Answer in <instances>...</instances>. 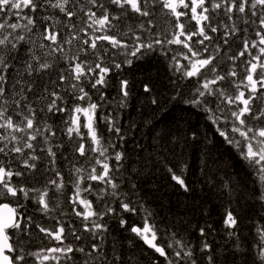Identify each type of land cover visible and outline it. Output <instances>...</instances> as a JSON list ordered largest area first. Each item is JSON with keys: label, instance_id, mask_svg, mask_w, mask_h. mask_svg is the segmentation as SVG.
I'll return each instance as SVG.
<instances>
[{"label": "snow or ice", "instance_id": "1", "mask_svg": "<svg viewBox=\"0 0 264 264\" xmlns=\"http://www.w3.org/2000/svg\"><path fill=\"white\" fill-rule=\"evenodd\" d=\"M161 13L167 28L157 23ZM148 52L168 58L178 82L189 81L188 102L255 173L261 187L254 198L264 209V0H0V198L16 202L0 203V264L243 258L235 210H225L221 247L208 239L216 231L211 224L197 228L201 239L193 244L184 222L165 223L146 206L138 178L150 170L166 171L191 191L179 134L153 135L147 155L137 145L135 158L118 145L127 137L117 110L131 95L120 73ZM114 86L116 98L107 91ZM149 99L159 111V101ZM61 134L72 142L71 154L60 151ZM24 201L35 203L34 213L19 210ZM259 216L248 218L252 264H264V212ZM112 220L133 234L127 252L109 240Z\"/></svg>", "mask_w": 264, "mask_h": 264}, {"label": "trees", "instance_id": "2", "mask_svg": "<svg viewBox=\"0 0 264 264\" xmlns=\"http://www.w3.org/2000/svg\"><path fill=\"white\" fill-rule=\"evenodd\" d=\"M157 23L162 29L167 28V19L163 13L157 17ZM160 57L161 61L154 60L146 64L141 63V59H134L133 63L136 62L138 67L129 70V67L124 65L120 73L121 77L129 81L131 95L128 106L117 110L121 116V126L127 137V142H118V145L122 143V150H126L135 158L136 153L140 152L137 145H143L145 151L141 154L147 155L153 135L163 131L179 134L181 143L177 151L181 154V160L187 165L183 178L189 184L191 191L184 193L179 185L171 180L166 171L150 170L146 176L138 178V183L142 185L141 191L146 206L158 214V220L165 223L173 220L178 224L184 222L187 228L185 235L193 244L201 239L197 228L211 224L216 231L208 239L215 241L221 247L226 246L222 224L225 210L228 208L235 210L236 214L241 217L240 243L244 249L243 258L247 259L248 264H252L255 233L249 225L248 218H260L262 208L259 201L254 198V193L259 191L261 186L254 183L257 179L255 173H253V179H250L246 171L238 167L243 166V162L246 168L252 171L230 145L213 147L209 145V142L207 143L211 134L219 144H222L220 138L216 137L215 128L206 115L188 102L192 91L187 86L189 81L178 82L169 59L162 55ZM181 63L186 62L181 61ZM145 85L152 90L151 93L144 92ZM107 91L112 98L118 96L115 86ZM150 96L159 101V111H154L157 105L150 103ZM115 104L116 99H113L112 107H115ZM111 110L112 108L106 109V111ZM100 127L103 128L104 125ZM193 132L196 133L195 138H193ZM184 134H187L186 143L183 142ZM61 139L64 140L65 147L60 151L71 154L72 142L68 141L63 134H61ZM68 174V167H65L64 175L67 177ZM36 186L40 187L41 184H36ZM70 189L69 184L67 195H71ZM89 198L94 199V197ZM2 201L9 202L16 207V202L11 198ZM23 203H25V208L19 209L20 211L34 213L36 205L33 201ZM59 203L64 211L70 212L63 198ZM252 204H259V207L251 206ZM165 217L167 220H164ZM132 221L138 222V218L132 217ZM109 226L110 231L114 233L109 236V240L116 242L118 251L127 252L133 234L120 229L114 220L109 221ZM135 242L143 246L141 241ZM250 249L252 251H249ZM148 251L151 255H156L151 253V250ZM243 258L238 264H243ZM159 259L163 260V258ZM141 264H149V257L145 256Z\"/></svg>", "mask_w": 264, "mask_h": 264}, {"label": "bare ground", "instance_id": "3", "mask_svg": "<svg viewBox=\"0 0 264 264\" xmlns=\"http://www.w3.org/2000/svg\"><path fill=\"white\" fill-rule=\"evenodd\" d=\"M160 55H162V54H160V53H158V52H148L144 57H142L141 58V60H140V62L141 63H143V64H146V63H149V62H152V61H161V57H160ZM162 56H164V55H162ZM165 57V56H164ZM166 58V57H165ZM136 62H134V63H132V65L131 66H128L127 65V67H129V70L130 69H134V67H138L136 64H135ZM138 64V63H137ZM139 65V64H138ZM57 66H59V65H57ZM189 83H187V85H188ZM132 100H133V97H132ZM216 133V132H215ZM216 137H219L220 138V140H221V142H222V144H219V142L217 141V139L215 138V137H213L211 134H210V140H207V143L209 142V145L210 146H213V147H220V146H226V147H228L229 145L227 144V143H225L224 142V140H223V138L222 137H220L219 135H218V133H216ZM196 154V153H195ZM195 160H196V156H195ZM242 162V161H241ZM242 164H243V166H241V165H239L238 167L239 168H241V169H243L244 171H246V174L249 176V178L250 179H253V172L252 171H250V170H248L247 168H246V165L242 162ZM255 179V178H254ZM251 206H256V208L257 207H259V204H252ZM228 209H230V208H228ZM259 209V208H258ZM262 212H264V209H262Z\"/></svg>", "mask_w": 264, "mask_h": 264}, {"label": "water", "instance_id": "4", "mask_svg": "<svg viewBox=\"0 0 264 264\" xmlns=\"http://www.w3.org/2000/svg\"><path fill=\"white\" fill-rule=\"evenodd\" d=\"M10 206H11V207H13L11 204H10ZM3 211H5V212H6L7 210H3Z\"/></svg>", "mask_w": 264, "mask_h": 264}, {"label": "rangeland", "instance_id": "5", "mask_svg": "<svg viewBox=\"0 0 264 264\" xmlns=\"http://www.w3.org/2000/svg\"><path fill=\"white\" fill-rule=\"evenodd\" d=\"M3 198H0V200H2Z\"/></svg>", "mask_w": 264, "mask_h": 264}]
</instances>
